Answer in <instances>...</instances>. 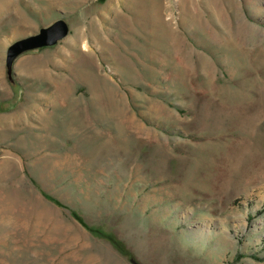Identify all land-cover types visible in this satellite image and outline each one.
Masks as SVG:
<instances>
[{
  "label": "rangeland",
  "instance_id": "1",
  "mask_svg": "<svg viewBox=\"0 0 264 264\" xmlns=\"http://www.w3.org/2000/svg\"><path fill=\"white\" fill-rule=\"evenodd\" d=\"M263 206L264 0H0V264H264Z\"/></svg>",
  "mask_w": 264,
  "mask_h": 264
},
{
  "label": "water",
  "instance_id": "2",
  "mask_svg": "<svg viewBox=\"0 0 264 264\" xmlns=\"http://www.w3.org/2000/svg\"><path fill=\"white\" fill-rule=\"evenodd\" d=\"M69 33V26L63 19H57L36 33L20 38L6 50L5 62L9 66L17 55L29 49L55 44Z\"/></svg>",
  "mask_w": 264,
  "mask_h": 264
},
{
  "label": "trees",
  "instance_id": "3",
  "mask_svg": "<svg viewBox=\"0 0 264 264\" xmlns=\"http://www.w3.org/2000/svg\"><path fill=\"white\" fill-rule=\"evenodd\" d=\"M263 209H264V206H263Z\"/></svg>",
  "mask_w": 264,
  "mask_h": 264
}]
</instances>
